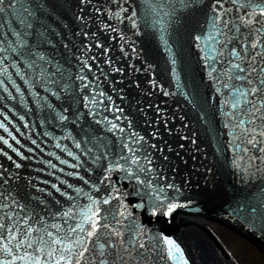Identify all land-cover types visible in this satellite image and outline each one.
I'll return each mask as SVG.
<instances>
[{"label": "snow or ice", "instance_id": "snow-or-ice-1", "mask_svg": "<svg viewBox=\"0 0 264 264\" xmlns=\"http://www.w3.org/2000/svg\"><path fill=\"white\" fill-rule=\"evenodd\" d=\"M73 19L79 29L73 34L83 39L82 50L77 49L79 68L70 73L52 55L56 47L53 37L61 35L57 27H69L64 22V6L58 0H0V156L10 162L8 167L0 164V264H189L177 240L153 232L137 218V210L168 217L191 203L186 197L185 203L180 202L187 181L177 184L175 177L157 167L153 150L163 153L165 149L147 138H160L169 118L157 107L154 122L158 126L150 134H141L131 120L122 125V116L109 119L101 115L97 105L105 112L123 110L104 91L96 92L95 78L89 79L93 68L98 67L93 62L102 58L111 71L124 72L115 66L110 41L118 44L121 58L139 59L137 39L150 32L175 74L185 45L195 48L214 92L211 101L223 97L218 112L224 131L213 132L224 135L226 143L217 151H231L230 163L239 170L241 181H250L264 173V0H77ZM93 50H98L99 56L93 55ZM128 67L134 72L153 69L151 64ZM148 83L157 86L154 79ZM39 89L45 95L41 96ZM161 91L165 96L174 95L162 87ZM62 95L78 98L87 109L86 113L79 109L72 112V123L92 117L95 124H102L112 134V139L104 142L97 137L94 146L97 152L99 147L104 151L96 154L73 138L74 147L89 157L91 167H84L88 161L57 142L56 148L71 161L55 152L49 155L71 168L66 172L60 167L58 171L77 183L57 176L59 184L51 183L50 187L64 203L54 199L58 207L52 211L47 200L33 196L36 206L29 207L31 201L21 197L19 185L13 187V180L20 179L13 169H20L22 162L31 158L25 148L27 153L44 150L31 136L27 139L34 147H26L18 138L25 133L14 121L30 129L26 116L33 112L28 103L31 97L38 108L49 110L51 121L66 125L71 106L57 110L49 100H59ZM184 95L187 99L188 94ZM207 115L202 109L201 120L207 122ZM48 122L45 118L41 124ZM43 135L61 139L47 131ZM195 137L193 132L191 138H180L195 145ZM164 143L169 152L173 151ZM45 163L57 169L51 160ZM36 191L44 193L46 189L36 187ZM47 195L52 197V192ZM128 197L136 198V203ZM40 205L44 207L38 212ZM258 211L264 230V192L258 207L251 208L253 216Z\"/></svg>", "mask_w": 264, "mask_h": 264}, {"label": "water", "instance_id": "water-1", "mask_svg": "<svg viewBox=\"0 0 264 264\" xmlns=\"http://www.w3.org/2000/svg\"><path fill=\"white\" fill-rule=\"evenodd\" d=\"M58 2L64 6V22L69 27L66 29L57 27V31L61 35L53 37L56 47L52 55L63 67L68 69V72L74 73L79 68L76 57L80 56V52L77 49L82 50L83 39L73 34L79 31L73 19L77 0H58ZM110 43L114 45L111 56L115 66L124 68V72L111 71L107 65L102 63L101 58L93 62L98 67L93 68L89 79L95 78L96 92L104 91L106 95L112 97L115 106L123 111L122 113L105 112L101 105H97L98 112L101 115H107L109 119H112L113 115L122 116L123 119L120 121L122 125L125 120H131L136 130L141 134L145 132L150 134L158 126L154 122L158 114L157 107L162 110L161 115L166 113L169 121L167 129L161 130V137L158 139L147 138L165 149L163 153L153 150L157 167L166 172L170 178L175 177L177 184L187 181L184 184L180 202L185 203V197L191 200L188 207L177 209L168 217L163 215L154 217L147 210H137V218L153 232H163L177 240L184 249L189 264H242L231 252L229 246L210 227L200 221L199 217L223 224L264 252V230H261L260 213L258 211L253 216L251 212V208L258 207L261 193L264 192V173L253 177L250 181L242 182L239 170L230 163L233 153L217 151L218 148H223L226 143L224 135L216 136L213 132V129L215 132L224 131L222 118L218 112L219 101L223 97L218 96L217 102L211 101L210 98L214 92L196 49H188L185 45V50L178 57L175 65L176 71L173 74L171 70L173 66L163 53L162 48L158 47L157 41L150 32L142 34L137 39L139 59L121 58L118 44L115 41H110ZM65 44L68 45L67 48L63 46ZM92 54L99 56V51L93 50ZM65 60L67 63H64ZM129 64H134L137 68H144L151 64L153 69L150 72H134L128 67ZM150 79L156 81V87L148 83ZM137 83L140 85L139 87L136 86ZM161 87L174 95H163ZM39 91L41 96L45 95L43 89H39ZM184 93L188 94L187 99ZM206 98H208V103H205ZM49 100L56 105L57 110H60L61 106L64 108L71 106L68 113L69 122L66 125H58L51 121L49 110L46 108L41 110L33 103L31 97L28 98V103L33 108V112L26 116L30 129H24L22 122L14 121L25 133L23 137L18 136V138L26 147H34L27 139L28 136H31L37 140L44 151L27 153L25 148V154L31 158L24 160L20 169H13L18 172L20 179H14L12 183L14 188L19 185L21 197H27L31 201L29 207L36 206V201L31 198L39 196L47 200L49 208L55 211L58 206L54 204V199H60L62 204L64 201L55 190L51 189L50 184H59L57 176L77 183L73 178L66 177L58 171L60 167H64L66 172L72 171V169L66 165H60L55 156L49 155V153L55 152L62 159L71 161L66 153L56 148V143L59 142L62 147L67 145L69 150L80 154L82 160L88 161L84 167H91L89 157L82 155L81 150L74 147L73 138L82 142V148H92L96 154H99L104 149L99 147V152H97L93 141L99 137L103 138L104 142H108L112 139V134L107 132L102 124H95L92 117L84 116L72 123L75 119L71 115L72 112L77 109L81 113L87 112L78 98L62 95L59 100L55 97H49ZM202 109L208 114L207 122L200 118ZM20 111L23 114V110ZM181 116L184 119L181 120ZM45 118H48L49 122L42 125L41 121ZM96 119H100V115H97ZM185 125L187 127H184ZM46 131L61 139L56 140L44 136L43 133ZM193 132L196 133L197 143L195 145L190 142V139L180 138L182 136L191 138ZM0 134H3L2 131ZM65 136L68 138L63 139ZM165 141L173 151L167 150ZM179 144H184L185 147L180 148ZM164 156H167L168 159L164 160ZM47 160L57 164V169L48 167L45 163ZM0 164L8 167L10 162L0 156ZM209 168L211 172L207 171ZM77 170L81 171L82 175L84 174L82 169ZM53 172H55V176L52 175ZM45 180L50 183L45 185L42 183ZM36 187L45 188L46 191L39 193L36 191ZM48 191L52 192V197H48ZM127 199L132 204L136 203L134 197ZM28 200L21 202H28ZM84 202L86 203V201ZM43 207L40 205L37 207V211L39 212ZM41 215L44 213L41 212ZM157 264H165V261H157Z\"/></svg>", "mask_w": 264, "mask_h": 264}, {"label": "rangeland", "instance_id": "rangeland-1", "mask_svg": "<svg viewBox=\"0 0 264 264\" xmlns=\"http://www.w3.org/2000/svg\"><path fill=\"white\" fill-rule=\"evenodd\" d=\"M212 221L216 224V230L219 232V235H221L243 264H264V252L262 250L223 224L214 220Z\"/></svg>", "mask_w": 264, "mask_h": 264}, {"label": "bare ground", "instance_id": "bare-ground-1", "mask_svg": "<svg viewBox=\"0 0 264 264\" xmlns=\"http://www.w3.org/2000/svg\"><path fill=\"white\" fill-rule=\"evenodd\" d=\"M199 220L202 221L204 224L206 223V222H205V219H203V218H200V217H199ZM221 240L224 241L223 239H221ZM224 242H225V241H224Z\"/></svg>", "mask_w": 264, "mask_h": 264}]
</instances>
